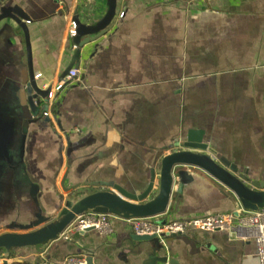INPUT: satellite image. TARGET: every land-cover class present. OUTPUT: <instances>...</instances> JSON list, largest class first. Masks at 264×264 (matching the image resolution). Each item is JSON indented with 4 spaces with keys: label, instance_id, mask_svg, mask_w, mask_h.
<instances>
[{
    "label": "crops",
    "instance_id": "1",
    "mask_svg": "<svg viewBox=\"0 0 264 264\" xmlns=\"http://www.w3.org/2000/svg\"><path fill=\"white\" fill-rule=\"evenodd\" d=\"M16 1L33 20L35 78L53 94L48 113L28 128L22 157L19 136L0 131V234L19 232L12 227L39 215L57 216L73 197L61 185L66 171L67 188L80 183L79 190L97 191L84 184L106 182L140 193L151 171L157 178L161 158L182 150L176 143L188 136L251 177H264V0H118L112 26L77 48L78 77L57 92L75 49V11L83 23H95L106 0ZM24 61L22 35L0 26V116L6 119ZM182 170L188 181L177 193L176 179L157 222L244 210L206 173ZM133 236L129 225L116 222L109 235L93 230L14 250L7 263L58 264L81 256L92 264H146L156 255L176 264H258L244 230L165 237L156 252L153 241Z\"/></svg>",
    "mask_w": 264,
    "mask_h": 264
},
{
    "label": "water",
    "instance_id": "2",
    "mask_svg": "<svg viewBox=\"0 0 264 264\" xmlns=\"http://www.w3.org/2000/svg\"><path fill=\"white\" fill-rule=\"evenodd\" d=\"M118 0H106V11L103 17L91 24L81 21L78 10L75 11L72 23L71 44L75 47L70 51L71 62L61 73L58 83L64 81L69 72L75 67L79 50L89 41H94L106 34L116 17ZM33 23L31 16L16 0H0V26L1 31H13L21 34L25 45V61L19 63L20 89L15 94L16 101L7 111L8 118L0 116V131L8 128L12 140L19 136V156L24 154L29 126L36 124L40 116L47 114L50 102V86L41 88L35 78L32 66V51L30 45L28 24ZM48 121V119H46ZM59 125V123H58ZM4 136H1L0 143ZM190 136L186 141L177 142V146L183 148L174 151L161 158L157 170L151 171L144 189L137 193L127 190L115 183L87 182L86 186L100 188L101 190H79L82 184L75 183L65 187L68 171H66L61 183L64 191L73 197L80 196L77 200H67L57 216H36L35 221L27 225L12 227L19 232L0 234V252L3 263L7 264L10 254L14 250L45 247L59 239L65 229L77 216L95 213L117 217L124 220L156 218L163 215L169 204L172 194V186L178 180L177 193L181 192L182 185L188 179L187 173L182 168H194L212 177L224 188L230 191L239 202L244 211L255 212L264 208V177L255 179L248 171L241 170L232 165L207 144L199 139L193 144ZM173 146V145H172ZM194 150L197 152H193ZM1 154V152H0ZM156 179V180H155ZM156 181L157 187L154 188ZM36 187L32 185V191ZM34 194V192H33ZM32 194V196H33ZM93 231L88 229L85 232ZM139 242H154L155 252L164 247L156 236H136L132 238ZM86 264H92L91 258H86ZM146 264H176L166 257L152 255Z\"/></svg>",
    "mask_w": 264,
    "mask_h": 264
},
{
    "label": "built area",
    "instance_id": "3",
    "mask_svg": "<svg viewBox=\"0 0 264 264\" xmlns=\"http://www.w3.org/2000/svg\"><path fill=\"white\" fill-rule=\"evenodd\" d=\"M82 1L90 3L93 0ZM77 77L78 71L72 69L64 81L54 88V91H60L62 87L69 85ZM52 94L53 91L49 95L50 99ZM116 222L129 225L132 233L136 236H156L160 242H163L165 237H177L191 231L203 233L226 232L231 234L236 230H244L247 237L255 244L258 264H264V208L255 212L242 210L235 213H218L193 219L171 220L164 223L157 222L156 218L124 220L89 212L77 216L58 240L67 241L72 234L84 233L88 229H92L101 235H109L112 232L113 224ZM0 257V264H2L3 257ZM58 264H86V258L69 256Z\"/></svg>",
    "mask_w": 264,
    "mask_h": 264
},
{
    "label": "trees",
    "instance_id": "4",
    "mask_svg": "<svg viewBox=\"0 0 264 264\" xmlns=\"http://www.w3.org/2000/svg\"><path fill=\"white\" fill-rule=\"evenodd\" d=\"M7 264H31V263H29V262H27V261H17V262H8Z\"/></svg>",
    "mask_w": 264,
    "mask_h": 264
},
{
    "label": "rangeland",
    "instance_id": "5",
    "mask_svg": "<svg viewBox=\"0 0 264 264\" xmlns=\"http://www.w3.org/2000/svg\"><path fill=\"white\" fill-rule=\"evenodd\" d=\"M80 196H75V197H72V198H70L69 200H73V201H75V200H77L78 198H79ZM2 254H0V256H1ZM1 258V257H0Z\"/></svg>",
    "mask_w": 264,
    "mask_h": 264
}]
</instances>
